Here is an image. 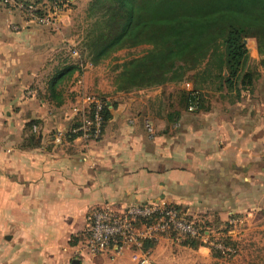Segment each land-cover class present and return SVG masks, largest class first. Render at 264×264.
Instances as JSON below:
<instances>
[{
    "label": "crops",
    "instance_id": "1",
    "mask_svg": "<svg viewBox=\"0 0 264 264\" xmlns=\"http://www.w3.org/2000/svg\"><path fill=\"white\" fill-rule=\"evenodd\" d=\"M60 40L70 41L0 1V264H138L143 255L144 264H217L215 242H243L246 221L264 211V97L243 88L216 104L204 89V108L175 99L154 108L167 82L116 89L101 136L88 140L69 130L75 93L64 90L55 105L38 77ZM89 63L100 62L84 61L85 84ZM33 85L41 86L29 94ZM147 201L179 206L203 236L194 245L166 234L141 248L78 251L90 208Z\"/></svg>",
    "mask_w": 264,
    "mask_h": 264
},
{
    "label": "trees",
    "instance_id": "2",
    "mask_svg": "<svg viewBox=\"0 0 264 264\" xmlns=\"http://www.w3.org/2000/svg\"><path fill=\"white\" fill-rule=\"evenodd\" d=\"M86 17L81 43L86 54L79 60L98 63L119 48L149 45L121 62L115 75L118 90L185 80L190 88L179 89L178 103L195 109L205 107L203 90L211 84L238 95L253 77L247 36L255 38L264 66V0H87ZM75 71H81L78 60L63 62L50 74L46 90L55 105L64 101L63 85ZM109 109L104 99L103 124ZM33 123L28 122L30 129ZM182 242L194 245L195 239ZM149 243L145 240L144 247Z\"/></svg>",
    "mask_w": 264,
    "mask_h": 264
},
{
    "label": "built area",
    "instance_id": "3",
    "mask_svg": "<svg viewBox=\"0 0 264 264\" xmlns=\"http://www.w3.org/2000/svg\"><path fill=\"white\" fill-rule=\"evenodd\" d=\"M8 7L18 9L27 23L47 25L57 29L61 16L69 10V0H0ZM18 28V25H14ZM83 69L84 61L79 60L80 51L71 49ZM81 71H77L70 83L75 93L71 105L74 122L70 132L77 133L85 139H97L103 131L102 108L104 100L85 89ZM189 86L188 81L185 82ZM35 88L27 92L32 94ZM193 105H189L191 109ZM35 130V124L32 125ZM63 132L57 130L55 139L60 140ZM80 253L101 254L108 250L120 252L124 247H143L145 240H153L160 235H174L175 238L197 237L202 234L195 220L188 218L183 211L168 204L152 201L133 203L123 209H116L107 204L92 207L87 213V231ZM221 253L231 254L235 251L233 244L221 240L215 242ZM147 256H142L138 264H144Z\"/></svg>",
    "mask_w": 264,
    "mask_h": 264
},
{
    "label": "rangeland",
    "instance_id": "4",
    "mask_svg": "<svg viewBox=\"0 0 264 264\" xmlns=\"http://www.w3.org/2000/svg\"><path fill=\"white\" fill-rule=\"evenodd\" d=\"M69 1L70 8L67 14L61 19L56 28L59 30L61 29L62 33H64V36H66L67 39H69L70 41H59L60 46H63L60 48L62 52H60V54L52 55L53 58L51 60L53 63L50 64L49 67L45 69L42 68L43 70H40V74H38L40 80L42 78H49L50 74L56 67L55 64L58 63L57 65H59L63 62H71L77 60L78 57L72 55L71 53L72 48L79 49L81 53L80 56L82 55L81 57L85 59L84 57L86 53L81 52V43L88 22V18L86 17L87 0ZM58 33L60 34V32ZM246 44L248 46L250 54L249 63L247 67L253 73L252 80L248 85H245L242 88L240 87L241 89L238 95L236 91L228 90L226 87H223L221 89H214L212 88V86L214 85L211 84L212 86L206 89L210 90V93L213 95L212 99L218 98L216 104L220 103V99H226L229 101L232 99L241 98L240 95L241 90H243V88L248 90L251 88V95L257 94V98L264 97V66H262L260 63L261 54L257 50L256 40L254 37L247 36ZM148 47L149 45L146 43L138 44L135 46L122 47L115 50L108 57L103 59L100 63L96 64V66H92L93 64L89 63V67L86 68V73L88 72V76H90L89 81L92 82L90 83L87 80L86 76L85 89L96 94L97 96L102 98V100L106 99L107 96L110 95V93H113L116 90L115 75L119 70L121 62L133 55L141 54ZM92 72H95V75ZM191 72L192 71H189V74H191ZM70 79L71 78L65 80V94L66 92L69 93V90H71L70 86H68ZM183 81L185 80L163 81L167 83L162 84L160 91L157 93L154 100H152V104H154L153 107L160 108V106H167V103L172 102V100L174 99L177 101L179 97V89L182 88L181 84L183 83ZM34 82L40 84V81ZM40 86L41 85H33L32 87L38 90L40 89ZM218 90H221V93L218 92ZM124 91H127V89ZM246 97H244L245 100ZM248 99H250V97L247 98V100ZM202 236L203 234L197 236V238ZM245 238L246 239L243 242H237V240H235V243L233 244L235 251L233 253H220L221 256H216L218 258L216 259L217 264H264V211L253 212L251 214L250 221H246Z\"/></svg>",
    "mask_w": 264,
    "mask_h": 264
}]
</instances>
